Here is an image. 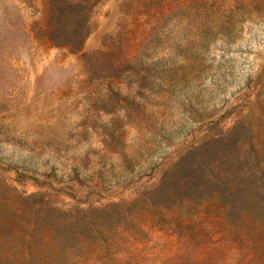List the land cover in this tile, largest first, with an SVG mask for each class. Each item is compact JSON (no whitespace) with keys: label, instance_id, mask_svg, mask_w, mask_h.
<instances>
[{"label":"rangeland","instance_id":"374dc122","mask_svg":"<svg viewBox=\"0 0 264 264\" xmlns=\"http://www.w3.org/2000/svg\"><path fill=\"white\" fill-rule=\"evenodd\" d=\"M48 2L0 0V251L264 264V0H101L78 52Z\"/></svg>","mask_w":264,"mask_h":264},{"label":"trees","instance_id":"16d2710c","mask_svg":"<svg viewBox=\"0 0 264 264\" xmlns=\"http://www.w3.org/2000/svg\"><path fill=\"white\" fill-rule=\"evenodd\" d=\"M101 0H49L51 15L39 27L38 37L49 43V46L78 52L91 29V19L95 7ZM15 216L22 217L21 208H13ZM20 227L27 233L20 243V247L11 251H0V264H35L38 252L35 250L32 237H37L40 221H32L31 216L24 218ZM55 226H52L54 228ZM54 231V229H53Z\"/></svg>","mask_w":264,"mask_h":264}]
</instances>
